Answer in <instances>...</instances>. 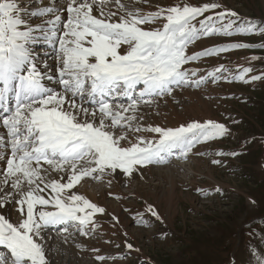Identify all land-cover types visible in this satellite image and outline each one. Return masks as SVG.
I'll list each match as a JSON object with an SVG mask.
<instances>
[{"label": "snow or ice", "instance_id": "6c2138e0", "mask_svg": "<svg viewBox=\"0 0 264 264\" xmlns=\"http://www.w3.org/2000/svg\"><path fill=\"white\" fill-rule=\"evenodd\" d=\"M218 7L177 4L142 13L122 0H0V264H50L49 229L75 227L85 236L94 230L96 214L105 210L73 191L84 178L117 170L131 176L138 166L186 158L195 145L229 133L213 121L133 128L141 103L228 71L221 65L201 76L186 65L252 47L233 43L187 54L201 36L264 33L252 21L230 19L235 12L204 15ZM39 44L51 49L44 59ZM251 71L232 79L247 83ZM142 130L156 138L129 140V131Z\"/></svg>", "mask_w": 264, "mask_h": 264}, {"label": "rangeland", "instance_id": "374dc122", "mask_svg": "<svg viewBox=\"0 0 264 264\" xmlns=\"http://www.w3.org/2000/svg\"><path fill=\"white\" fill-rule=\"evenodd\" d=\"M122 2L142 13L177 4L199 7L217 3L220 7L204 15L235 12L237 16L230 19L264 22V0ZM198 20L193 22L197 26ZM214 36L223 42L211 39L202 44L201 36L189 45L187 54L233 43L252 47L234 48L186 65L198 68L201 76L221 65L228 71L215 82L208 80L198 88H175L171 94L140 104L133 128H176L193 121H213L224 124L229 133L195 145L185 161L177 155L163 164L138 166L131 176L117 170L124 176L121 183L116 181V173L88 178L92 183L87 188H93L97 198L92 202L105 211L96 214L94 230L87 236L80 235L75 227L67 232L63 227L49 229L44 245L51 249L50 264H232L234 256V264H248L245 226L261 219L264 226V33ZM209 44L212 47H206ZM244 68L252 69L245 77L249 82L232 79ZM253 76L261 78L251 80ZM127 135L132 142L138 136L156 138V134L143 130ZM168 168L171 172L160 176L158 171ZM51 233L56 239L50 240ZM98 256L105 259L97 260ZM251 256L253 264H264V252L252 251Z\"/></svg>", "mask_w": 264, "mask_h": 264}, {"label": "trees", "instance_id": "16d2710c", "mask_svg": "<svg viewBox=\"0 0 264 264\" xmlns=\"http://www.w3.org/2000/svg\"><path fill=\"white\" fill-rule=\"evenodd\" d=\"M259 24L258 26L264 27V22H256ZM212 40H217V39H212ZM211 41V40H210ZM209 42L208 40H205L204 43L206 44ZM217 43V42H216ZM263 220L255 221L252 224H247L245 227V234L244 237L246 239V247H247V252H248V264H253L252 260V251L258 252H264V226H261ZM254 226V227H253ZM250 233V238L247 239V235ZM238 257V255H237ZM237 258L235 257V262L236 263ZM233 263V264H234Z\"/></svg>", "mask_w": 264, "mask_h": 264}, {"label": "bare ground", "instance_id": "6f19581e", "mask_svg": "<svg viewBox=\"0 0 264 264\" xmlns=\"http://www.w3.org/2000/svg\"><path fill=\"white\" fill-rule=\"evenodd\" d=\"M33 1H35V0H33ZM21 2L22 3H24V2H28V0H21ZM63 2V0H60V3H62ZM49 3H51V0H44V4L45 5H47V4H49ZM57 6H60L59 4L57 5ZM112 10H114L115 9V7H113V8H111ZM34 23H40V19L39 18H37L35 21H34ZM43 49L40 51V54H45L46 52L47 53H51V49L50 48H48V47H42ZM50 57H51V55H49ZM51 60H52V58H51ZM47 63L49 64V66L50 67H52V68H54L53 67V65H54V62L52 61V62H50V61H47ZM42 66V65H41ZM49 86H51V87H58V85H55L54 83H49ZM139 108H140V106H139ZM138 108V109H139ZM172 157V156H171ZM177 165H179V164H177ZM180 167H182L183 168V166H180ZM167 171H170L171 172V169L170 168H168L167 170H159L158 171V173L160 174V176L162 175V174H164V173H166ZM163 172V173H162ZM114 175V174H113ZM115 179H116V181L117 182H122V181H124V176L122 177L121 176V174L119 175V173H116L115 174ZM90 179V178H89ZM137 179V178H136ZM126 180V179H125ZM129 181V180H128ZM91 181L90 180H88V177L87 178H84L81 182H80V184H78L77 186H78V188H74L73 189V191L74 192H77L78 194H81V195H84L86 198H88L89 200H91V201H95L96 202V200H97V198H96V195L94 194V193H92L93 192V188H92V191L91 190H88V186H90L91 185ZM84 185H87L86 186V188L81 192L80 190H79V188L82 186H84ZM60 227H62V226H60ZM60 231H57V232H55V233H59ZM55 233H51L52 235H51V237H50V240H52V239H56V237H54V234ZM44 242H46L45 240H44ZM47 244H48V242H47ZM46 244V245H47ZM51 246V245H50ZM48 250L49 251H51V249L50 248H48ZM63 250H65V248L63 249ZM61 251V250H60ZM63 252V251H62Z\"/></svg>", "mask_w": 264, "mask_h": 264}]
</instances>
